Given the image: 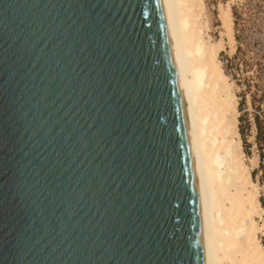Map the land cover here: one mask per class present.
Listing matches in <instances>:
<instances>
[{"label":"water","instance_id":"obj_1","mask_svg":"<svg viewBox=\"0 0 264 264\" xmlns=\"http://www.w3.org/2000/svg\"><path fill=\"white\" fill-rule=\"evenodd\" d=\"M166 0H0V264H205Z\"/></svg>","mask_w":264,"mask_h":264},{"label":"bare ground","instance_id":"obj_2","mask_svg":"<svg viewBox=\"0 0 264 264\" xmlns=\"http://www.w3.org/2000/svg\"><path fill=\"white\" fill-rule=\"evenodd\" d=\"M199 190L205 264H264V205L246 157L239 98L221 59L224 39L236 47L233 0L219 6L221 39L212 40L205 0H166Z\"/></svg>","mask_w":264,"mask_h":264},{"label":"rangeland","instance_id":"obj_3","mask_svg":"<svg viewBox=\"0 0 264 264\" xmlns=\"http://www.w3.org/2000/svg\"><path fill=\"white\" fill-rule=\"evenodd\" d=\"M229 0H205L209 33L221 39L219 6ZM236 36L235 50L226 45L221 53L224 69L239 98V129L246 157L258 155L259 165L252 170L264 188V0H233ZM260 200L264 205L263 190ZM264 242V236L262 237Z\"/></svg>","mask_w":264,"mask_h":264}]
</instances>
